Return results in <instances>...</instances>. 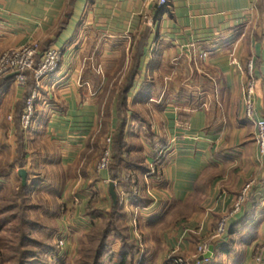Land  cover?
<instances>
[{
  "label": "crops",
  "instance_id": "obj_1",
  "mask_svg": "<svg viewBox=\"0 0 264 264\" xmlns=\"http://www.w3.org/2000/svg\"><path fill=\"white\" fill-rule=\"evenodd\" d=\"M146 33L124 131L140 192L130 195L116 184L144 237L136 262L173 264V256L194 264L196 246L254 181L213 260L264 264V156L241 93L252 62L256 109L264 118V0H169L164 8L148 0H0V56L30 42L62 52L58 70L39 89L24 169L61 189V255L71 256L77 236L91 228L90 201L101 212L114 205L110 171L98 174L95 164L101 140L113 138L118 127L119 92ZM201 53L208 54L206 62ZM24 96L13 75L0 81V160L3 149L11 159L16 154L14 120ZM159 153L157 174L148 176ZM138 201L143 204L135 206Z\"/></svg>",
  "mask_w": 264,
  "mask_h": 264
},
{
  "label": "trees",
  "instance_id": "obj_2",
  "mask_svg": "<svg viewBox=\"0 0 264 264\" xmlns=\"http://www.w3.org/2000/svg\"><path fill=\"white\" fill-rule=\"evenodd\" d=\"M147 37L148 33L139 41L129 78L125 88L119 92V124L113 136L111 180L122 183L130 195L133 193L134 179L130 170L136 168L137 164L129 156L128 144L124 137L127 124L126 101L137 74L140 55ZM36 86L33 72H29L24 100L17 106L20 114L24 109V101L31 96ZM15 126L17 149L14 159L7 158L5 162H0V264H64L65 262L61 260L63 257L61 251L56 245L58 234L56 221L63 212V206L58 203L61 189L47 185L42 175L32 171H27L26 186L22 185L19 172H14L13 181L12 171L24 170L26 167V137L30 133L22 129L19 117L15 121ZM95 204V201H90L87 206L86 214L93 223L91 228L82 234L83 239L75 264H136L139 248L130 238L129 227L126 224L127 214L120 206V199L118 198V204L112 205L108 212L97 210ZM141 204L143 203L138 201L135 206ZM9 231H14V240L5 241L1 235ZM115 242L119 243V250L116 253L113 250ZM2 244L10 246L14 244V253L11 254L6 245ZM1 247L5 248V251Z\"/></svg>",
  "mask_w": 264,
  "mask_h": 264
},
{
  "label": "built area",
  "instance_id": "obj_3",
  "mask_svg": "<svg viewBox=\"0 0 264 264\" xmlns=\"http://www.w3.org/2000/svg\"><path fill=\"white\" fill-rule=\"evenodd\" d=\"M149 3L157 4L158 7L162 8L166 6L169 0H148ZM40 54V44L39 43H28L18 49H11L7 51L1 58H0V80L4 79L10 75H15V81L20 87H24L26 84V77L24 75V71L30 69L34 65V60ZM62 57V52L55 48H49L43 54V60L39 68L36 72V80L40 83L51 74H54L60 65ZM199 60L206 61L208 59V54L201 53L198 56ZM235 61V60H234ZM253 65L250 63L249 65V75L247 82L243 87V106H244V117L249 122H252L255 125L256 133H255V140L258 148V152L260 155L264 156V119L259 116L256 110V80L253 78L252 74ZM39 99V93L35 90L32 95L29 97L24 114L22 116V126L25 131H27L32 123L34 118V110L35 104ZM111 148V140L107 139V148L105 149V153L101 158L100 162L97 166V172H104L107 170L109 166V150ZM162 161V154L159 153L156 158L152 161L150 166V172L147 174L148 176H155L157 174V170L155 165L161 164ZM105 183H109L105 181ZM251 186L247 185L243 192L237 199V203L234 204V214H237L241 211L248 192L250 191ZM135 194H138L136 191ZM149 197L154 199L151 192H148ZM135 225V235L139 237L138 228L134 221ZM226 225L227 221L222 222L218 229V236L223 237L226 232ZM66 237L59 233L56 236V245L58 249L63 253L64 248L66 246ZM140 244V258L143 256V247L141 242ZM209 252V248L207 246L199 247L197 253L199 256L203 257ZM63 256V255H62ZM200 257V258H201ZM64 258V256L62 257ZM170 262L173 264H188L182 260H176L174 258H169ZM194 264H216L213 259H199L198 262Z\"/></svg>",
  "mask_w": 264,
  "mask_h": 264
},
{
  "label": "rangeland",
  "instance_id": "obj_4",
  "mask_svg": "<svg viewBox=\"0 0 264 264\" xmlns=\"http://www.w3.org/2000/svg\"><path fill=\"white\" fill-rule=\"evenodd\" d=\"M30 43H39L40 44V54H37V56H36V58H35V60H34V65H33V67L32 68H30V69H27V70H25L24 71V75H25V77H26V84H25V86L24 87H20V86H18V84L16 83V81H15V75H14V81H15V83H16V85L18 86V88H21V89H23L25 92H26V88H27V82H28V73L29 72H33V77H34V80H35V82H36V88H35V90H37L38 91V93H39V98H40V91H39V89H40V86H41V84L42 83H40V82H38L37 80H36V72H37V69L39 68V66L41 65V63H42V60H43V54H44V52L46 51V50H48V49H44V47H43V45L40 43V42H30ZM28 44V43H27ZM25 45V44H24ZM24 45H21V46H18V47H16V48H13V49H18V48H20V47H22V46H24ZM9 50H11V49H8V50H6L1 56H0V58L7 52V51H9ZM200 62H206V61H202V60H200ZM252 63V62H251ZM250 65V64H249ZM249 65H248V71H249ZM253 65V64H252ZM253 68H254V66H253ZM252 74H253V70H252ZM250 77V75L248 74V77H247V79H246V81H245V83L247 82V80H248V78ZM253 78H254V76H253ZM255 79V78H254ZM2 80V79H1ZM0 80V81H1ZM256 80V79H255ZM256 84H257V82H256ZM34 90V91H35ZM242 90H243V88H242ZM33 91V92H34ZM32 92V93H33ZM243 92V91H242ZM241 92V93H242ZM32 95V94H31ZM257 97H258V91H257V87H256V102H257ZM29 99V98H28ZM28 99H26L24 102H25V104H24V109L22 110L23 112H21V114L19 115V118H20V125H21V127H22V129H23V126H22V116H23V114H24V111H25V108H26V103H27V101H28ZM39 100V99H38ZM38 102V101H37ZM242 103H243V95H242ZM36 105H37V103L35 104V110H34V118H33V123H32V125H31V127L27 130V131H25L24 129V131L25 132H30L31 131V129L33 128V126H34V124H35V119H36ZM243 108H244V106H243ZM257 110V109H256ZM257 113H258V111H257ZM264 119V118H263ZM16 121V119L14 120V122ZM250 123H252V122H250ZM253 124V123H252ZM253 129H254V132L256 133V128H255V125L253 124ZM99 134V133H98ZM99 135H101V132H100V134ZM97 136V135H96ZM107 139H110L111 140V148H110V150H109V155H110V158H109V160H110V162H109V166L107 167V170L106 171H104V172H109L110 171V168H111V165H112V163H113V138L112 137H109V138H107V137H105V138H103L102 140H101V142H100V144H99V153H100V155H99V158H98V160H97V162H96V164H95V169H96V171H97V166H98V163L100 162V160H101V158L103 157V155H104V151H105V149L107 148ZM6 141V140H5ZM255 143H256V140H255ZM257 145V144H256ZM3 152L5 153V154H7L9 151H7V149H3ZM10 153V152H9ZM5 154H4V158L3 159H1L0 160V162L1 161H6V159L7 158H11L10 157V155H8V156H5ZM159 165L160 164H158V165H155V167H156V170L158 171V167H159ZM150 166H151V164L149 165V172H150ZM149 172H147V173H149ZM98 173V172H97ZM101 173H103V172H100V173H98V174H101ZM133 174V173H132ZM13 181H14V178H13ZM133 181H134V179H133ZM133 181H132V189L134 190V192H138V194H139V192H140V190L138 189V186L137 185H133ZM111 183H114L115 185L117 184V182H111ZM254 181H249L248 183H246L245 185H244V187L242 188V190L237 194V196H236V198H235V200L233 201V203L231 204V206H230V208H228V210H226L224 213H222V214H220V216H219V218L217 219V221H216V224H215V230L213 231V233L210 235V237L208 238V239H205V240H202L197 246H196V253H195V255L193 256V260H192V262L193 263H195V262H198V260L199 259H201V258H204L205 256H203V257H201V256H199L198 255V253H197V250H198V248L199 247H203V246H207L209 249H210V247H214L219 241H221L223 238H224V236H225V234H226V232H225V234H224V236L222 237H219L218 236V229H219V226H220V224L222 223V222H226L227 221V225H226V231H227V226H228V222H229V220H230V218L233 216V215H235L234 213H233V211H234V204H236L237 203V199H238V197L240 196V194L243 192V190L246 188V186L247 185H250L251 186V189H250V191L248 192V195H247V197H246V200H245V202L248 200V196L250 195V192H251V190H252V188H253V186H254ZM15 184V183H14ZM137 195V194H136ZM74 199V198H73ZM76 202H77V200H76ZM244 205H245V203H244ZM243 205V206H244ZM120 206H122L123 207V209H124V211L126 212V214H127V221H126V224H127V226L129 227V234H130V238H131V240H134L135 241V244H136V246L140 249V243L139 242H141V244H142V247L144 246V244H145V242H144V237H143V235H142V232H141V230H140V227H139V223H138V221H137V219L132 215V214H128V212L130 211L129 209H128V207H127V204L126 203H120ZM243 208V207H242ZM242 210V209H241ZM239 213V212H238ZM134 221H135V223H136V225H137V228H138V233H139V237L138 236H136L135 235V225H134ZM3 238H4V240L5 241H9V240H14V231L12 232V231H9V232H7V233H5V234H2L1 235ZM70 238H72V236H69ZM83 238H82V234H79L78 236H77V238L75 239V244L73 243V246H74V252H73V254L70 256V255H68V252L65 254V256H64V258H62L61 257V260L63 261V262H65L64 264H75V259H76V257H77V253H78V249H79V247H80V243H81V240H82ZM72 242V241H71ZM2 245H6V247H7V249H9L12 253L11 254H13L14 252H13V250H14V244H13V246H10L9 244H2ZM114 246V245H113ZM145 248V247H144ZM1 249L3 250V251H5V248H2L1 247ZM12 249V250H11ZM262 250V248H259V251H261ZM140 254V253H139ZM174 255V254H173ZM214 255V254H213ZM60 256V255H59ZM201 257V258H200ZM169 258H174L173 256H170ZM168 258V259H169ZM175 259V258H174ZM211 259H213V256H212V258ZM176 260H182V259H179V258H177ZM182 261H184V260H182ZM214 261V260H213ZM184 262H186V261H184ZM215 262V261H214ZM141 262H136V264H140Z\"/></svg>",
  "mask_w": 264,
  "mask_h": 264
},
{
  "label": "water",
  "instance_id": "obj_5",
  "mask_svg": "<svg viewBox=\"0 0 264 264\" xmlns=\"http://www.w3.org/2000/svg\"><path fill=\"white\" fill-rule=\"evenodd\" d=\"M19 176L22 179V185L26 186V184H27V176H28L27 172L25 170H20L19 171ZM109 190H110V194H111V197H112V200H113V204L117 205L118 204V196L116 194V185L114 183H111L110 186H109ZM213 254H214V247H210L209 253L204 258H201V260L210 259V258H212Z\"/></svg>",
  "mask_w": 264,
  "mask_h": 264
}]
</instances>
